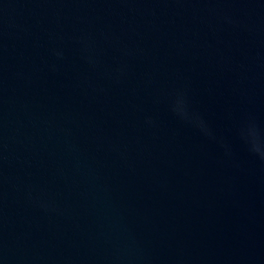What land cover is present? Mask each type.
Segmentation results:
<instances>
[{"label":"water","instance_id":"1","mask_svg":"<svg viewBox=\"0 0 264 264\" xmlns=\"http://www.w3.org/2000/svg\"><path fill=\"white\" fill-rule=\"evenodd\" d=\"M0 264H264V0H0Z\"/></svg>","mask_w":264,"mask_h":264}]
</instances>
